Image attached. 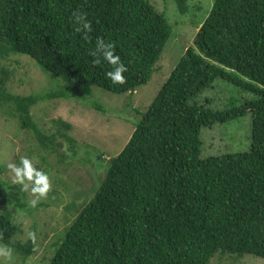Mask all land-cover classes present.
<instances>
[{
  "label": "trees",
  "instance_id": "16d2710c",
  "mask_svg": "<svg viewBox=\"0 0 264 264\" xmlns=\"http://www.w3.org/2000/svg\"><path fill=\"white\" fill-rule=\"evenodd\" d=\"M175 2L181 13L188 11V0ZM74 12L86 15L91 31H77ZM172 31L149 0H0V62L25 54L63 83L57 91L16 94L7 90L3 70L0 116L31 130L53 156L56 135L42 131L31 109L55 98L89 99L94 86L134 93L151 80ZM98 39L115 45L127 67L124 84L107 77L112 66L96 52ZM218 78L257 98L223 111L190 102ZM248 111L251 150L202 158V127ZM65 136L75 147L76 140ZM0 184L14 207H28L20 184L1 178ZM20 232L21 225L0 212V244L28 258L37 251L35 238L13 242ZM53 251L47 264H210L217 254L264 258V0H214L193 46L124 149L108 159L105 176Z\"/></svg>",
  "mask_w": 264,
  "mask_h": 264
},
{
  "label": "rangeland",
  "instance_id": "374dc122",
  "mask_svg": "<svg viewBox=\"0 0 264 264\" xmlns=\"http://www.w3.org/2000/svg\"><path fill=\"white\" fill-rule=\"evenodd\" d=\"M165 15L172 25V35L157 62L151 80L134 93L115 94L93 87V96L85 100L55 98L31 109L33 118L47 135H56L57 144L53 156L49 155L39 139L29 129H22L13 121L0 116V178L13 182L14 173L9 164H19L21 158H29L34 167L45 172L51 189L46 197L32 207L36 195L31 188L26 191L28 207L18 210L0 184V212L9 214L21 225V232L13 242H25L35 238L37 251L24 258L12 249V257L0 256V264H47L53 255L54 244L75 214L93 195L106 173L108 159L117 156L128 143L137 123L152 104L154 98L169 78L185 51L193 46L194 37L204 23L214 0H188V11L181 13L175 0H149ZM5 70L9 79L7 90L21 95L37 94L47 90H59L60 78L45 73L25 54H13L0 62V79ZM257 95L228 81L218 78L190 102H198L218 111L233 105L242 106ZM95 104H101L100 111ZM71 128L68 130L66 125ZM76 140L75 147L65 135ZM201 157L223 156L251 150L252 112L228 122H216L201 130ZM57 153V154H56ZM57 190V194H51ZM75 201L76 208L70 207ZM36 204V205H37ZM35 235V236H34ZM0 248H10L1 243ZM210 264H264L263 257L247 254L244 257L217 254Z\"/></svg>",
  "mask_w": 264,
  "mask_h": 264
},
{
  "label": "clouds",
  "instance_id": "9594fccd",
  "mask_svg": "<svg viewBox=\"0 0 264 264\" xmlns=\"http://www.w3.org/2000/svg\"><path fill=\"white\" fill-rule=\"evenodd\" d=\"M74 22L78 25L77 31H84L85 34L91 31V25L86 20V15L82 12L73 13ZM115 45L105 43L103 39L96 41V52L102 56L103 60L112 66V70L106 73L114 84H124L127 71L126 65L121 61L119 55L114 54ZM100 61L97 60V63ZM9 169L14 173L13 182L20 184L23 190L31 188V192L36 195L30 203L36 206L40 198L46 197L51 189L49 176L42 170L34 167L29 158H21L19 164H9ZM13 250L11 248H0V256L11 259Z\"/></svg>",
  "mask_w": 264,
  "mask_h": 264
}]
</instances>
